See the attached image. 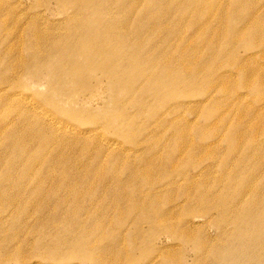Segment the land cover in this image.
<instances>
[{
    "label": "rangeland",
    "instance_id": "1",
    "mask_svg": "<svg viewBox=\"0 0 264 264\" xmlns=\"http://www.w3.org/2000/svg\"><path fill=\"white\" fill-rule=\"evenodd\" d=\"M118 1L0 0V157L21 147L42 181L16 183L18 162L2 181L0 163V264H264V205L248 194L234 197L243 183L221 179L247 146L264 149V100L226 81L218 88L227 96L218 98L202 83L212 79L202 72L210 50L229 48L240 63L254 55L264 77L257 47L264 0H120L149 15L145 31L160 24L150 47L167 51V59L157 56L164 63L176 59L167 74L197 80L157 97L131 80L122 61L128 35L119 40L104 27L103 17L116 29L134 25L136 13L121 16ZM100 8L112 16L90 12ZM157 13L163 17L156 21ZM216 68L227 69L222 61ZM258 86L264 91V81ZM259 184L253 187L264 191ZM240 216L256 220L253 233H234ZM254 236L255 247L238 249ZM229 237L235 255L218 249Z\"/></svg>",
    "mask_w": 264,
    "mask_h": 264
},
{
    "label": "bare ground",
    "instance_id": "2",
    "mask_svg": "<svg viewBox=\"0 0 264 264\" xmlns=\"http://www.w3.org/2000/svg\"><path fill=\"white\" fill-rule=\"evenodd\" d=\"M118 4L121 5V7H119V8L121 9V11H123L121 16H123L125 18H129V17L133 18V15L136 13V20H135L134 25L125 24L123 27H121L119 29H116L113 26V23H111V19L110 18L103 17L105 14H107V15L110 14L111 15V13L106 11L104 8H100L99 10L91 9L90 12L96 14L97 16H99L100 13H101L103 15V16L102 15L101 16L104 19H107V21L105 20L107 23H106V25H104V27H106L109 30H111V32L114 33V36L117 39L121 40V39H123L125 37V35H128V44L127 45L130 48V52H129L128 56L125 55L124 58H122V61L124 62L125 65H127L129 67V70L131 71V73L129 74L131 80L135 81L136 84L137 83H142L145 86V88L147 89V92L152 97L159 96V94H160L159 91L160 90H165V89L167 90V88L172 93L176 94L178 86H180L181 84H184V88H186V89L190 88L193 85V82H196L197 80L194 79L193 77H186L184 72H180L178 74H176V73L175 74H167V67L169 65H170L171 70H173L175 72V68L173 66H178V64L175 62L176 59H171V61H169V64H167V61H166V63H164V62L160 61L157 58V56L160 55V59L161 60L165 59V58L167 59V51L164 52V54H163L161 51L155 50L153 47H150L151 43L153 42V40L154 41L158 40L156 29L160 26V24L154 25L150 29L151 32H147V31L144 30L143 26H140L142 24L141 21L143 20V18L144 19H148L149 18V15H147L145 13L144 9H140L139 11H137L134 6L128 5V3H123L120 0L118 1ZM147 4H150V2L147 3ZM115 15L116 14H114V16ZM162 17H163V13L162 14L161 13H157V14L154 15V19L156 21L160 20ZM255 19L256 18H254V14H252V15L249 16V19H247V20L244 19L242 25L250 24ZM202 26H206V25L204 24ZM193 29H195V28H193ZM175 32L176 31L173 30V29L172 30H167V36H171L172 34H176ZM194 33H195V31L193 32V35H191V37L194 36L196 38L198 35L194 34ZM204 33H202V34H204ZM258 41L260 42L259 46H257L258 50L260 51L259 52L260 53V58H264V55H262V53H264V33L260 34V37H259ZM208 48L209 47H206V49H208ZM247 48L248 49H253L254 46L252 45V46H249ZM77 51H78V48L76 50H74V52H77ZM95 51L96 52H100L99 48L95 49ZM207 51H209V50H207ZM210 52L211 53H209L208 58H207V60L204 63L205 67H202V72L206 76L212 77V79H209V80H202V83L205 82V83L208 84V86L210 85L209 87L207 86L208 89H206V91H212V92H214V94L216 93V96H218V98L222 97V96L225 97V96H227L226 95L227 92H224L223 89L218 88V86H219V83H223V82L226 81L225 82V83H227L226 86H230V85L234 86L235 84L236 85L237 84H243L245 86L252 87L254 94H258L259 98L261 100H264V91L262 90V87H260V86L256 87V84H259V83L264 81V77L262 76L263 65L260 64V62L257 60V58L254 55L247 56L245 58V61L240 63L239 60H238L239 58L237 57V54H236L237 49H235V48H232V49L229 48V49H226V50L222 49V50H217L215 52H212V50H210ZM79 53H81V51H79ZM255 53H258V51H254L252 54H255ZM238 56H240V55H238ZM151 58H153L152 61H151ZM221 61H222L223 65L227 69H224V70H222L219 73V72H217L216 65H217L218 62H221ZM249 63L254 64V67H250L249 66V68H252V71H247V69H245V67H248ZM238 71H240V73L238 75V79L237 78H233L232 79V77H233L232 73L233 72H237L238 73ZM254 84H255V86H251V85H254ZM259 87H260V89H259ZM210 95H212V94L208 95V97L206 98L207 101H209V100L211 101L210 97L212 98V96H210ZM216 96H214V97H216ZM215 99L213 101H215ZM258 101L260 102L259 99H258ZM176 105L177 106H181L179 103L176 104ZM213 105H215V104H213ZM230 105H231V103L229 101L228 106H230ZM232 106H235V105H232ZM246 110H248V109H245V111ZM252 112H253V110H251L249 113H252ZM204 114H205V116H208V115H210V111L206 110ZM243 115H245V113H243ZM250 116H251V114H250ZM221 117H222V115H221ZM249 117L247 116V118H249ZM162 118H163V116H162ZM250 118L252 120L253 118H255V116H252ZM260 119H261V117H260ZM242 120L244 121L245 119H242ZM221 125H222V123H221ZM212 130L215 131L214 129H212ZM255 130L256 129H254L253 132ZM235 135H236V137L240 138L241 133L237 132ZM210 136H211V134H210ZM210 136H209V138H211ZM232 138H234V137H232ZM233 140H230V138H229L228 148H229L230 151H233V149H234V144H233L234 142L232 143ZM21 150H22L21 147H17L16 152L10 158H7V157L5 158L4 156L1 155L0 163L3 162L4 168H5V172L3 173L2 177H1V180L4 181L7 178H9V176H10V171L9 170L11 169L13 164L18 162L19 166H20V172H19L20 175L14 177L15 180L17 179V177L19 179V181L16 182V183H24V185H25V183H27L28 180L35 179L36 182L38 181L39 185H40V183L42 182L41 181V170H40V168L37 167V163H36L35 159L32 158L31 155H28V154H26L25 152H23ZM239 150H241V148H239ZM253 150H256V153H252L250 151L249 147L247 146L246 149L242 153H240L239 156H237V158H236L237 161L233 162V166L235 168L231 172H227V173L225 172V176L223 175L221 177V179L224 181V183H243L241 186H239V189L235 193L234 197L237 196L240 199H242L244 197V194H248L249 197L252 196V197H255L256 199H258V200H256V202L258 204L260 203L259 206L263 207V205H264V191L260 190L258 187H253L254 186L253 184L254 183H258V184L259 183H264V172H262V173H257L256 172L257 170L260 171L262 169V167H264V149H261L260 147H258V148H253ZM24 153L26 155L23 156ZM211 155H212V153H211ZM253 155H257V156L254 157V158H251ZM214 158H216V157H214ZM224 163H221V166H224V165L226 166V162H224ZM238 164L241 167H242V165H251V164H253V167L256 166V169H254L251 172L248 171L246 173H243V172L240 171V167H238ZM29 174H30V176H29ZM32 175L35 178H32ZM35 180H34V182H35ZM217 181H220V179H218ZM255 181H257V182H255ZM38 182H37V184H38ZM22 186H23V184H22ZM249 186L252 187L254 190H252ZM33 187H35V185ZM40 191H41V189H40ZM261 191H263V192H261ZM37 192L35 191V193H37ZM1 195L2 196L0 198V201L3 198L6 199V195L5 194H4L5 196H3V194H1ZM17 195H19V194L18 193L16 194V199L17 198L19 199V197H17ZM36 195H38V193ZM237 197H236V199H238ZM255 198H253L254 201H255ZM246 199L247 198L245 197L244 200H246ZM12 201H14V198H13ZM2 202L5 203V201H2ZM240 202H242V200ZM247 203L248 202H246V204H245V201H244L243 202V206H244V204L247 205ZM250 203H252V202H250ZM16 205H17V203H16ZM39 205L40 204H38L37 206H39ZM254 205H256V204H254ZM255 208L257 209L256 206H255ZM250 209H251V207H250ZM256 209H254V211ZM250 211H251V215L252 216L255 215V213L253 214L252 209ZM257 212H258V210H257ZM247 215H248V213H247ZM251 215H249V216H251ZM240 217H242L241 218V222H240V224L237 225V227H239V228H237V229L234 228L235 229L234 233H236L237 230H239L241 228L243 229L242 232L243 231H247L250 234L253 233L252 231H254V230H253L252 227H253V224L256 223V220L251 219V217L249 219H247V217L244 218L243 216H240ZM13 221H14V219H13ZM50 227H51V225H50ZM192 232H193V230H192ZM84 233H85V231H84ZM221 235H222V232H221ZM255 238L254 239L253 238L248 239L249 240V241H247L248 245H247V243H244L245 246H243V247L242 246H238V249H243V248L246 249L247 246L249 248L255 247V245L259 242V239H257V238L255 239ZM218 243L222 244L220 242H218ZM223 243H224L223 246H221L220 248L218 247L219 250L222 249L223 251H226L230 255L237 254L236 253L237 251H233V250L229 249L232 245H234V243L230 240V237L227 238V239H224ZM9 244H10V242H9ZM263 247H262V249H263Z\"/></svg>",
    "mask_w": 264,
    "mask_h": 264
}]
</instances>
